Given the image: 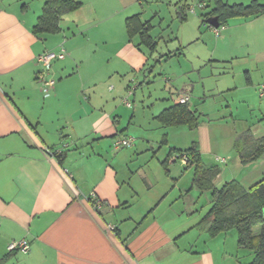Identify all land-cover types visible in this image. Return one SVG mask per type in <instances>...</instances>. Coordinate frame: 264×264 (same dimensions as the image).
Here are the masks:
<instances>
[{
	"label": "crops",
	"instance_id": "1",
	"mask_svg": "<svg viewBox=\"0 0 264 264\" xmlns=\"http://www.w3.org/2000/svg\"><path fill=\"white\" fill-rule=\"evenodd\" d=\"M77 1V8L60 15L58 31L36 33L47 0H0V264L250 262L254 253L246 262L235 255L241 247L237 231H207L212 193L194 183V165L185 164L184 170L172 154L197 146L207 166L225 163L214 179L217 187L236 179L250 188L264 178V155L242 163L235 146L243 132L264 136V10L229 17L215 27L203 16L214 0H198L204 6L193 41L207 30L215 34L210 50L194 54L189 69L199 72L202 88L183 81L160 105L145 107L126 105L124 95L129 98L131 88L135 95L141 82L151 83L157 67L167 74L172 58L185 54L183 45L158 53L159 36L152 34L158 9L148 15L152 4L146 0ZM185 3L191 6L188 0L176 3L182 21L191 9H183V18ZM135 14L151 23L153 50L141 43V35L129 37L126 19ZM61 47L66 55L53 65L57 82L45 89L36 78L42 69L36 57ZM216 78L219 87L210 83ZM217 90L224 104L205 107ZM184 96L198 125L164 123L160 115ZM218 112L225 120L246 122L222 155L201 129V116ZM182 127L199 129L198 139L185 148L171 146L169 128ZM121 136L136 138L130 148L115 149L114 140ZM156 142L170 144L165 158L156 166L140 160L138 154L155 151ZM64 143L68 146L60 161L56 152ZM231 167L237 173L225 179ZM92 193L101 201L99 208L89 198ZM21 238L30 241V249L9 251L8 244Z\"/></svg>",
	"mask_w": 264,
	"mask_h": 264
},
{
	"label": "trees",
	"instance_id": "2",
	"mask_svg": "<svg viewBox=\"0 0 264 264\" xmlns=\"http://www.w3.org/2000/svg\"><path fill=\"white\" fill-rule=\"evenodd\" d=\"M212 10L203 14L205 20L218 16L220 26L229 17L237 15H254L264 10L256 0L250 5L229 4L223 0H214ZM77 0H47L42 16L34 27V32H55L59 30L60 15L67 10L77 8ZM208 5V3L206 4ZM204 6V5H203ZM187 3L180 7L184 18L183 9L190 8ZM219 26V27H220ZM126 28L129 37L141 35V43L153 50L156 41L150 35L152 25L149 21L143 22L139 14L127 17ZM161 120L170 124H188L197 126L198 119L188 109L187 103H178L165 110L160 115ZM237 153L242 163H249L264 155V136L256 139L249 132L241 133L235 143ZM175 154L187 155L186 165H194V183L202 190L212 193V207L205 217L207 231L211 235L235 229L238 233V244L243 248L253 251L254 258L245 264H264V178L250 188H245L236 179L225 182L221 187L214 184L215 177L219 174L218 166H207L196 147L186 150H174ZM65 153L57 154L60 161ZM260 225L259 233H254V227Z\"/></svg>",
	"mask_w": 264,
	"mask_h": 264
},
{
	"label": "rangeland",
	"instance_id": "3",
	"mask_svg": "<svg viewBox=\"0 0 264 264\" xmlns=\"http://www.w3.org/2000/svg\"><path fill=\"white\" fill-rule=\"evenodd\" d=\"M178 1L180 0H146L144 3L152 4L148 7V10L150 11L148 12V15L152 16L153 14H155V12L151 14V10L155 11L156 7L158 9V16L153 20V24L155 25V27L152 31V34L159 36L158 53L177 49L178 47L183 45L185 54L180 56H174L172 58L171 62L168 63L167 66H165V69H167V74H160V72L164 70H162V67H157L150 78L152 80L151 83L141 82L135 93L136 98H134L135 91H133V94L129 96V100L133 103V106H135L136 104L138 106L144 104V106L146 107V105L150 102H155L157 105H160V101L163 102L165 99H167V97L170 96V89L178 87L179 83H184L183 81H188V83L191 81L196 82L197 84H199V86L197 87L198 91L202 88V82L200 80V77H198L199 72L193 69H189L192 67L194 54L200 53V51L202 50H205V52L210 50L209 43L215 39V34L212 31L209 32L208 30L205 31L204 29L205 32L202 33L200 38L197 40L194 39L193 41V38L197 37V33H200L197 29V26L200 22L199 15L202 11L201 6H199L200 4H198V0H188V2L191 4V8L194 7L196 12H192L191 9H187L186 13L188 18L185 21H182L180 20L178 15V8L176 5ZM203 43H206V45H204ZM242 49L246 48L242 47ZM179 69L182 70L181 75L179 73ZM210 83H214L218 87L221 86L220 78L211 79ZM166 85L168 87L170 86V88L166 89ZM124 96H127V93ZM226 98L229 100L230 96H226ZM142 99L143 101H141ZM224 102L225 98L222 95V92H220V90H217L216 94H212L210 96V100L207 101L205 107H210L212 105L221 107ZM219 114L220 112L214 114L211 113L208 116L202 115L201 129L202 133L203 129H206L209 135L208 137L210 138V143H213L214 146L218 147V151L216 153L222 155L221 153H224L223 150L225 148H230L233 140L243 131L242 125H245L246 122L243 120H233L229 116L228 117L230 118V120H225V118L222 117L224 116V114ZM169 129V141L171 146L185 148L193 140L198 139L197 136L199 135V129L191 130L188 127H182V129ZM170 144L160 146L161 144H159V142H156V144L154 145L156 147L155 151L149 150L141 152L140 154H138V156L140 157L139 159H150V161L152 160V164H155L156 166V162H158V159L160 160L165 158V153L169 151ZM127 148H130V146ZM158 151V156H154L155 153H157ZM207 158L206 161L210 162L209 160H207ZM176 160H178L177 164L184 169L185 164L182 162V160ZM160 165L162 164L160 163ZM219 165L220 169L226 167L225 163H219ZM162 169L163 167L161 166L159 171L161 172L162 176H164ZM188 171L189 170L186 169V177L189 176V173H187ZM192 173L193 170L191 169V174ZM231 173H237L235 167H231L230 170L227 171V173L225 174V179H230V177H232ZM156 174L157 172L155 173V175ZM219 181L221 182V180ZM204 199L205 197L203 196L202 201H204ZM260 227V225H256L254 231H257ZM234 231L236 232L235 229ZM235 255L241 257V259L246 262L250 261V257L253 256V251L248 248L240 247L238 248V251Z\"/></svg>",
	"mask_w": 264,
	"mask_h": 264
},
{
	"label": "built area",
	"instance_id": "4",
	"mask_svg": "<svg viewBox=\"0 0 264 264\" xmlns=\"http://www.w3.org/2000/svg\"><path fill=\"white\" fill-rule=\"evenodd\" d=\"M204 4H200V6H203ZM191 10L194 12L195 8L192 7ZM216 32H219V28H215ZM66 55V49L64 47H61L60 50H44L36 57V61L42 65V69L37 73L36 78L41 83L42 87L45 89H52L57 80L53 75V65L54 62L63 59ZM134 91L133 88L129 90V94H132ZM124 103L128 106H132V102L129 100L128 96L124 97L123 99ZM182 103H185L188 101V96H184L180 100ZM134 142V137L132 136H121L114 140V148L115 149H121L124 147L131 146ZM68 146V143H64L63 146L56 152L57 154H61L63 151V148H66ZM175 159H181L184 164L188 162V156L183 154H175ZM223 161H225V158H222ZM90 200L92 201V204L95 208H99L101 206V201L98 198V196L95 193H92L89 196ZM30 249V241L27 238H21L19 240L10 242L8 244V250L9 251H22L27 252Z\"/></svg>",
	"mask_w": 264,
	"mask_h": 264
},
{
	"label": "water",
	"instance_id": "5",
	"mask_svg": "<svg viewBox=\"0 0 264 264\" xmlns=\"http://www.w3.org/2000/svg\"><path fill=\"white\" fill-rule=\"evenodd\" d=\"M209 23L215 27H219V18L218 16H214L209 20Z\"/></svg>",
	"mask_w": 264,
	"mask_h": 264
}]
</instances>
